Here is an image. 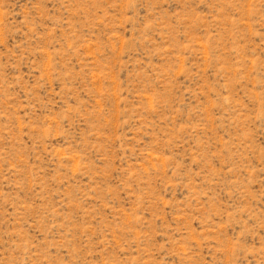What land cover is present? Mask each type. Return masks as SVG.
<instances>
[{
	"label": "rangeland",
	"instance_id": "1",
	"mask_svg": "<svg viewBox=\"0 0 264 264\" xmlns=\"http://www.w3.org/2000/svg\"><path fill=\"white\" fill-rule=\"evenodd\" d=\"M0 264H264V0H0Z\"/></svg>",
	"mask_w": 264,
	"mask_h": 264
}]
</instances>
